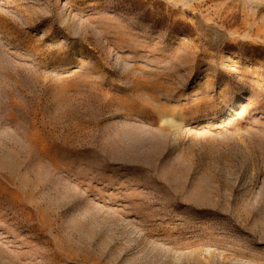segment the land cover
I'll return each mask as SVG.
<instances>
[{"label": "rangeland", "instance_id": "374dc122", "mask_svg": "<svg viewBox=\"0 0 264 264\" xmlns=\"http://www.w3.org/2000/svg\"><path fill=\"white\" fill-rule=\"evenodd\" d=\"M0 264H264V0H0Z\"/></svg>", "mask_w": 264, "mask_h": 264}]
</instances>
